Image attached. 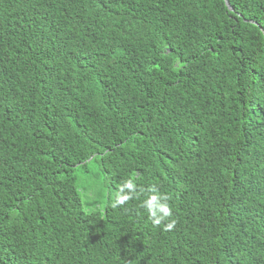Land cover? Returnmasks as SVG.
I'll list each match as a JSON object with an SVG mask.
<instances>
[{
    "label": "trees",
    "instance_id": "1",
    "mask_svg": "<svg viewBox=\"0 0 264 264\" xmlns=\"http://www.w3.org/2000/svg\"><path fill=\"white\" fill-rule=\"evenodd\" d=\"M228 2L0 0V264H264V0Z\"/></svg>",
    "mask_w": 264,
    "mask_h": 264
},
{
    "label": "clouds",
    "instance_id": "2",
    "mask_svg": "<svg viewBox=\"0 0 264 264\" xmlns=\"http://www.w3.org/2000/svg\"><path fill=\"white\" fill-rule=\"evenodd\" d=\"M138 175L139 174H134V176ZM146 193L149 194L148 198L140 207L146 210L153 227L161 228L163 225V231H173L178 221L173 218V212L168 203L171 197L159 194V190L155 186L145 189L143 187H138L133 179L124 181L118 186L117 197L111 204V207L113 209H123L125 205L130 204L133 200H140Z\"/></svg>",
    "mask_w": 264,
    "mask_h": 264
},
{
    "label": "rangeland",
    "instance_id": "3",
    "mask_svg": "<svg viewBox=\"0 0 264 264\" xmlns=\"http://www.w3.org/2000/svg\"><path fill=\"white\" fill-rule=\"evenodd\" d=\"M95 172H96V171H95V167L92 166L91 169H90V173L87 174L88 176H85V175L79 174L78 177H79V179L82 180L83 183H85V180H86V181H89V182H93V181H92L93 179H92V178H89V177H92V176L95 174ZM93 183H95V184L98 185V186H97L96 189H94L92 192H90V193L88 194V196L94 198V196H97L100 192H101V193H106V190H105V189H101L100 185H99L98 183H96V180H95V182H93ZM81 189H82V188H81ZM103 196H105V194H103ZM101 208H102V206H101Z\"/></svg>",
    "mask_w": 264,
    "mask_h": 264
},
{
    "label": "water",
    "instance_id": "4",
    "mask_svg": "<svg viewBox=\"0 0 264 264\" xmlns=\"http://www.w3.org/2000/svg\"><path fill=\"white\" fill-rule=\"evenodd\" d=\"M225 1H226V4H227L228 8L232 11V8H231V6H230L228 0H225Z\"/></svg>",
    "mask_w": 264,
    "mask_h": 264
}]
</instances>
